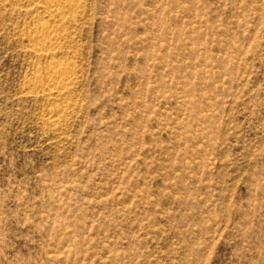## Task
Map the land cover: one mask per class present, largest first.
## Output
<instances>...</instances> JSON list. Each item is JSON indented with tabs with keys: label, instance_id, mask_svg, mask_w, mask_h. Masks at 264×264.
<instances>
[{
	"label": "rangeland",
	"instance_id": "1",
	"mask_svg": "<svg viewBox=\"0 0 264 264\" xmlns=\"http://www.w3.org/2000/svg\"><path fill=\"white\" fill-rule=\"evenodd\" d=\"M52 1L0 0V264H264V0Z\"/></svg>",
	"mask_w": 264,
	"mask_h": 264
},
{
	"label": "bare ground",
	"instance_id": "2",
	"mask_svg": "<svg viewBox=\"0 0 264 264\" xmlns=\"http://www.w3.org/2000/svg\"><path fill=\"white\" fill-rule=\"evenodd\" d=\"M54 1L51 2V6H48L47 9L49 11L52 10L56 5ZM45 23H40L37 28H35V31L29 35V41L32 44L33 50L37 53L46 51L49 46L54 44V42H57L56 40L58 39L55 29ZM48 73L50 74V77L44 83L43 91H46L51 96L60 94L63 90L62 88L69 80H71V77L65 76L60 70H57L56 68L48 71Z\"/></svg>",
	"mask_w": 264,
	"mask_h": 264
}]
</instances>
